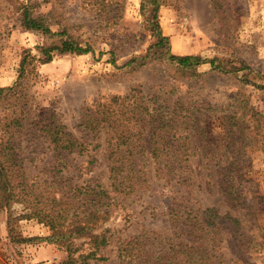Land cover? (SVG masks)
<instances>
[{
  "label": "rangeland",
  "instance_id": "rangeland-1",
  "mask_svg": "<svg viewBox=\"0 0 264 264\" xmlns=\"http://www.w3.org/2000/svg\"><path fill=\"white\" fill-rule=\"evenodd\" d=\"M25 11L41 26L25 27ZM108 17L103 11L95 13L85 0H0V89H13L0 92V134L6 121L20 125L12 127L11 138L18 146L15 151L22 158L26 176L37 184L28 194L30 202L40 195V201L47 200L50 216L52 209L61 208L57 189L46 188L53 178L54 172L48 169L55 156L42 126L50 120H58L91 154L90 164L86 155L77 152L67 157L72 167L63 172L71 185L92 187L98 183L109 195L107 213L96 227L108 230V245L100 248L96 259L78 258L92 249L82 238L73 241L77 251L70 255L74 261L68 263L65 248L45 240L50 235L48 226L36 217H23L42 206L27 208L21 202L12 205L14 241L7 214L0 211V257L7 264H119V251L135 237L134 247L145 256L176 242H182L185 252L191 231V220L185 218L214 208L219 215L239 222L234 232H222L221 264H264V0H163L158 26L168 41L162 47L155 45L156 30L151 16L141 14L140 0H123L120 18L113 21ZM45 27L52 35L45 34ZM65 39L86 48L87 53L52 51L51 61L41 63L45 48ZM170 55H196L205 63L196 68L197 77L180 75L178 65L169 61ZM24 57L25 69L20 74ZM172 83L185 101L220 109L213 115L231 110L235 97L239 107L245 99L260 113L258 126L250 114L245 118L246 125L258 133L257 143L239 148L250 157L247 180L233 188L243 202L236 204L223 196L205 176L217 169L214 160L202 165L199 187L190 194L183 186L155 177L152 161L147 164V181L132 193L113 190L106 163V132L94 134L80 126L81 107L98 98L121 96L131 87L140 88L143 96L155 98V102L172 103L176 98L168 94ZM84 191L85 204L80 192L64 199L69 205L64 212L67 222L92 212L90 192ZM247 205L255 209L254 219Z\"/></svg>",
  "mask_w": 264,
  "mask_h": 264
},
{
  "label": "trees",
  "instance_id": "trees-1",
  "mask_svg": "<svg viewBox=\"0 0 264 264\" xmlns=\"http://www.w3.org/2000/svg\"><path fill=\"white\" fill-rule=\"evenodd\" d=\"M85 2L97 14L103 11L109 15L108 19L113 21L120 18L123 0H85ZM162 3L163 0H140L141 14L148 13V16L152 18L157 37L155 45L159 47L164 46L168 41L158 26V12ZM22 23L25 27L41 26L36 20L30 18L26 11ZM48 33L52 35V32L45 27V34ZM63 33L67 34V32ZM52 51L87 53L86 48L70 39H65L57 46L45 48V58L41 60V63L51 61ZM168 57L169 61L178 65L177 73L190 75V77L199 76L196 68L205 63V60L196 55ZM208 63L211 66L214 65L213 60ZM25 64L26 57L21 62L20 74L24 73ZM244 68L249 69L247 66ZM176 85L172 83L169 86L168 94L176 97L172 103H165L164 100L155 102V98L143 96L141 89L136 87H131L121 96L98 98L81 107L79 125L90 133L106 132L105 154L108 178L115 192L130 194L139 183L147 181L149 174L147 164L152 161L155 166V177H163L167 182L183 186L190 194L199 187L202 179V165L214 160L217 169L213 173L206 172L205 176L223 196L237 204L238 201H242V197L233 188L247 180L250 173V157L239 148L247 147L250 143L256 144L258 134L246 125L245 118L250 114L251 119L258 126L260 121L256 116L260 113L247 105L245 99L240 100L243 106L239 107L235 97V105L231 110L223 115H213L212 112H219L220 109L203 102L185 101L177 94ZM4 90L12 91L13 89L1 88L0 92ZM15 125L20 126L12 121L4 122V129L0 134V211L7 214L11 240H15L11 227L14 218L12 205L16 202L23 203L27 208L41 205L45 210L42 207L34 208L31 210L33 212L24 213L23 217H36L39 222L48 226L50 235L45 240L64 247L69 256L68 263L74 261L70 255L77 251L73 248V241L82 238L87 240L92 249L87 254H79L78 258L83 261L87 258L96 259L100 248L108 245L106 236L108 230L98 231L96 227L103 215L107 213L109 195L101 185L93 184L91 181L92 187L89 184L85 187L71 185L69 177L63 172L72 167L71 160H67L70 153L86 155L89 164L93 162L90 160L91 154L84 148L83 143L78 142L65 131L58 120H50L43 124L42 129L55 156L54 164L48 169L54 172L53 178L46 182L48 184L46 188L51 187L52 192L57 189L61 206L57 210L52 209L53 214L50 216L47 200L45 203L40 201V195L34 196L33 201L30 202L28 194L33 192L32 188L37 184L32 178L26 176L22 158L15 151L18 146L11 138L12 127ZM56 166L59 168L55 170ZM197 167L200 170L196 171ZM206 185L209 184L206 182ZM83 189L90 192L94 204L93 210L82 219L73 216V220L67 222L68 217L64 212L69 205L68 200L64 201V199L69 195L75 196L74 193L79 195L80 192L82 204H85L88 197L87 191L81 192ZM51 197L56 202L54 193ZM52 200H49V203L52 204ZM78 202L75 200V203ZM246 207L251 209L250 214L254 219L255 209L250 205ZM185 219L191 220V231L187 234L189 240L184 244L187 248L185 252L181 250L182 242H176L170 246L164 245L162 249L155 248L157 252L152 251V255L148 253L145 256L134 247L137 243V237H135L125 242V247L119 251V264H221L222 232L227 233L229 229L234 232L239 227V222L219 215L214 208H206L191 219L189 217ZM163 248H167V251ZM182 254L184 257H180ZM100 259L103 258L100 257ZM0 264L7 263L0 257Z\"/></svg>",
  "mask_w": 264,
  "mask_h": 264
}]
</instances>
